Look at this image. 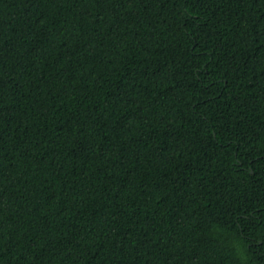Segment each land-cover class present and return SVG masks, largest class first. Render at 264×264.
<instances>
[{"label": "trees", "instance_id": "obj_1", "mask_svg": "<svg viewBox=\"0 0 264 264\" xmlns=\"http://www.w3.org/2000/svg\"><path fill=\"white\" fill-rule=\"evenodd\" d=\"M0 264H264V0H0Z\"/></svg>", "mask_w": 264, "mask_h": 264}]
</instances>
